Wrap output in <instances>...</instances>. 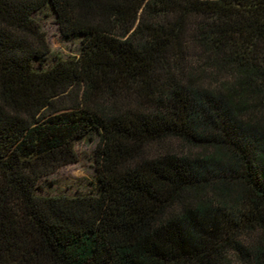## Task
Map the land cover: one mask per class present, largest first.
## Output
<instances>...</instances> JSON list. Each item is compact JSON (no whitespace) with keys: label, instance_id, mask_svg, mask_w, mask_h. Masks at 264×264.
Returning <instances> with one entry per match:
<instances>
[{"label":"trees","instance_id":"1","mask_svg":"<svg viewBox=\"0 0 264 264\" xmlns=\"http://www.w3.org/2000/svg\"><path fill=\"white\" fill-rule=\"evenodd\" d=\"M0 264H264V0H0Z\"/></svg>","mask_w":264,"mask_h":264},{"label":"rangeland","instance_id":"2","mask_svg":"<svg viewBox=\"0 0 264 264\" xmlns=\"http://www.w3.org/2000/svg\"><path fill=\"white\" fill-rule=\"evenodd\" d=\"M55 54L63 57L76 56L79 54L80 44L78 41H67L63 38L59 26L56 23L55 15L49 9L36 15ZM211 78V77H209ZM224 78L216 80H206V84L217 85ZM99 146V137L93 139L79 140L75 144V150L78 155L76 163L61 167L51 176L41 181L39 194L44 196L69 195L77 196L93 193L96 187V175L98 158L96 151ZM168 150L179 155L198 154L201 149L188 146L180 141H171L165 148H158V152ZM164 152V151H163ZM252 240V236L245 237L246 246Z\"/></svg>","mask_w":264,"mask_h":264}]
</instances>
